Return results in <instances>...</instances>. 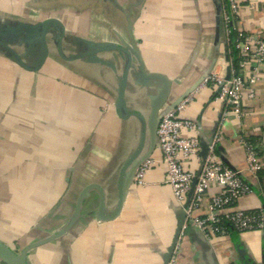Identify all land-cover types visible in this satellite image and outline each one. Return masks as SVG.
I'll use <instances>...</instances> for the list:
<instances>
[{
	"label": "crops",
	"instance_id": "0c3cea01",
	"mask_svg": "<svg viewBox=\"0 0 264 264\" xmlns=\"http://www.w3.org/2000/svg\"><path fill=\"white\" fill-rule=\"evenodd\" d=\"M219 0H0V239L14 250L64 228L79 195L90 183L106 192L102 215L118 203L117 178L138 146L142 119L123 118L115 104L128 64L123 50L105 49L70 57L101 44L126 45L133 53L124 93L125 110L153 120L206 70L227 73L226 34ZM65 25L62 54L57 47ZM47 30L49 52L42 34ZM236 25L264 35V0H240ZM18 54L24 61H18ZM248 99L240 124H223L220 154L236 168L246 165L240 138L250 137L263 164L257 176L245 172L252 191L238 201L244 209L264 205V76ZM205 88L187 112L209 137L221 102ZM151 122V121H150ZM148 130L147 147L153 144ZM144 186L131 184L120 213L100 219V190L91 187L79 216L61 236L34 247L32 264H165L179 224L180 205L164 182L161 152ZM210 188L199 214L209 209ZM264 264V231L207 239L190 226L176 264ZM0 264H6L0 259Z\"/></svg>",
	"mask_w": 264,
	"mask_h": 264
},
{
	"label": "built area",
	"instance_id": "2783aa9c",
	"mask_svg": "<svg viewBox=\"0 0 264 264\" xmlns=\"http://www.w3.org/2000/svg\"><path fill=\"white\" fill-rule=\"evenodd\" d=\"M221 3L224 31L229 44L226 65L229 75L213 68L197 87L163 113L157 128V148L161 152L164 182L171 186L184 214L167 264H176L182 239L190 226L199 228L207 239L228 234L231 228L238 232L253 229L264 231V205L255 209H244L237 205L243 196L252 191L245 172L257 176L263 168L257 147L248 135L241 136L240 141L246 151V165L243 168L232 166L219 152L225 120L233 115L240 124L246 113L247 100L257 96L256 85L264 76V35L236 25L240 0H221ZM205 88L213 90L214 98L221 102V109L207 154L203 156L205 137L200 131L198 119L187 112L196 96ZM158 163L155 156L143 161L136 170L134 184L146 185L147 172ZM213 187L219 190L210 196L208 211L199 214L198 209Z\"/></svg>",
	"mask_w": 264,
	"mask_h": 264
},
{
	"label": "water",
	"instance_id": "95a60500",
	"mask_svg": "<svg viewBox=\"0 0 264 264\" xmlns=\"http://www.w3.org/2000/svg\"><path fill=\"white\" fill-rule=\"evenodd\" d=\"M218 4H219L218 10H219V14H220V19L222 21V25L224 28V23H223V19H222V3H221V0L218 1ZM55 20L61 26V30L57 36V47H58V50L60 51V53L62 54L63 38L66 35V28H65V25L62 23V21H60L59 19H55ZM50 22H51V20H45L44 22H42V34H43V40H44L45 47H46V54H48V52H49V46H48V41H47V30H48V25ZM105 49L123 50L128 54V57H129L128 64H127V67H126L122 77H121L119 96H118L115 104L117 106L118 112L120 113L121 117L126 118V119L131 117V116L140 117L142 119V128H143L138 146L131 153V155L124 161V163L120 169L118 178H117L118 203H117L116 210L110 216L102 215L101 211H102V208L105 204L106 192H105V190L101 184L90 183L87 186H85L83 188V190L81 191L79 198H78V201H77L75 212L73 214V217L71 218V220L68 222V224L64 228L60 229L59 231L51 234L50 236H48L44 239L38 240L36 242H33V243L27 245L26 247H24L20 251L14 250L9 244H7L6 242H4L3 240L0 239V259L3 260L6 264H32L28 259L29 251L31 249H33L34 247H37V246L42 245L44 243H47V242L61 236L62 234H64L66 231H68L72 227V225L75 223V221L77 220V218L79 216L81 205H82V200H83L84 196L86 195L87 191L91 187H97L100 190V202H99V206H98L99 218L105 219V220L115 218L120 213V211L123 207V203L125 201L126 195L128 194V190H129L131 184L134 183V176H135L137 168L139 167V165L143 161H145L147 158H150L151 156H153V152H154L155 148L157 147V128H158V125H159V122H160V119H161L163 113L167 109L173 108L176 104H178L182 100V98L187 93L192 91L195 87H197V85L202 81L204 76L206 74H208L213 69V68H210V69L206 70L194 83H192L190 86H188L178 96V98H176L174 100V102L164 110V112L160 116H158V114H154L153 120H150V118L146 117L141 111H139L137 109L125 110V113H123L125 85H126V81H127V77H128L130 67L132 66V59H133V53L126 45L101 44V45L97 46L96 48H94L93 50H90L88 52H84L82 54H79V55H76L73 57H70L69 59H74V58H78V57H85V56L95 54V53L102 51V50H105ZM16 55L18 57V61L22 65L26 66L24 61L20 58V56L18 54H16ZM227 69H228L227 73L229 75V68H227ZM148 130L151 133L150 136H152V138H153V144L151 145L150 148L147 147V145H146V141L148 138L147 137L148 136ZM213 134H214V132L209 137L204 136L205 140L203 141V148H202V155L203 156H205L207 154L208 143L212 139ZM183 220H184L183 209L180 207L178 228L176 230L175 236H174L171 244L168 246L165 264H167L169 261L170 251L172 250V248L175 244V241H176L179 229L183 223Z\"/></svg>",
	"mask_w": 264,
	"mask_h": 264
}]
</instances>
